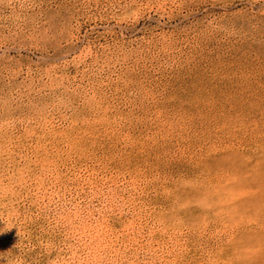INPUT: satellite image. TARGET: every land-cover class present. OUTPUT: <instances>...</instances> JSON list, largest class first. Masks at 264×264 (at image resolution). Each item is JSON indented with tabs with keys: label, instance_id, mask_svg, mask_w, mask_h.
Masks as SVG:
<instances>
[{
	"label": "rangeland",
	"instance_id": "obj_1",
	"mask_svg": "<svg viewBox=\"0 0 264 264\" xmlns=\"http://www.w3.org/2000/svg\"><path fill=\"white\" fill-rule=\"evenodd\" d=\"M0 264H264V0H0Z\"/></svg>",
	"mask_w": 264,
	"mask_h": 264
}]
</instances>
